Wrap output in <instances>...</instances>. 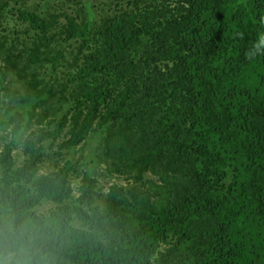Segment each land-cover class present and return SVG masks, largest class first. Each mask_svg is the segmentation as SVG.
Listing matches in <instances>:
<instances>
[{
    "label": "trees",
    "instance_id": "16d2710c",
    "mask_svg": "<svg viewBox=\"0 0 264 264\" xmlns=\"http://www.w3.org/2000/svg\"><path fill=\"white\" fill-rule=\"evenodd\" d=\"M84 1L0 0V264H264V0Z\"/></svg>",
    "mask_w": 264,
    "mask_h": 264
},
{
    "label": "rangeland",
    "instance_id": "374dc122",
    "mask_svg": "<svg viewBox=\"0 0 264 264\" xmlns=\"http://www.w3.org/2000/svg\"><path fill=\"white\" fill-rule=\"evenodd\" d=\"M30 1H40L41 3H45L47 0H30ZM50 6L54 8V10L57 11H66L68 13L78 14V11L76 8H79L80 4H86L84 0H78V2L69 3L67 0H49ZM94 5H96V8H99L101 5L100 1L102 0H92ZM90 16L95 17L94 11L89 10ZM98 14L100 12H97ZM22 27V26H21ZM64 48L66 51H70L71 48L68 45H65ZM67 65L63 64L59 66L58 71L65 70ZM68 68V67H67ZM49 76V72H48ZM61 77L63 78L62 74ZM65 78V79H64ZM63 79L66 80L67 76ZM63 81V80H61ZM3 92V91H1ZM5 99V98H4ZM69 105H64L61 110L58 113V118H60L65 112L68 111ZM6 109L7 105L3 101V96H1L0 100V122L2 120H5L6 118ZM37 110H40V106L37 108ZM24 113L26 114V109L24 110ZM13 124L11 122H5L2 124V127L0 128V137H3L4 134H8V140L12 137V131ZM37 130L35 127V124L32 125L27 130H24L21 132L22 139H25L30 133ZM3 140L0 141V145L3 144ZM99 146V141L96 136L92 137L90 140L87 141V143H82L78 148L77 152L75 154L74 162L77 164L79 173L82 174L85 171L90 172L95 178L98 179L100 184L104 187H107L112 182L120 181L121 179H118L117 177H112L110 175H106L105 173V164H101L97 162V156L99 150H96ZM1 149V146H0ZM57 151H59L58 146L55 144L53 147H50L48 150V153L50 155V159L46 162V167H51L50 161H59L60 157L57 155ZM15 152L19 155L21 153V149H16ZM59 163V162H58ZM81 179V176H79L77 179L73 178V187H77L79 181ZM106 190V188H105ZM74 194H78L77 191H74ZM49 203L45 202L43 206L37 207V210L41 212L46 211L49 208Z\"/></svg>",
    "mask_w": 264,
    "mask_h": 264
},
{
    "label": "clouds",
    "instance_id": "9594fccd",
    "mask_svg": "<svg viewBox=\"0 0 264 264\" xmlns=\"http://www.w3.org/2000/svg\"><path fill=\"white\" fill-rule=\"evenodd\" d=\"M261 24L264 25V19L261 20ZM261 55H264V28L257 32L251 47L245 52V58L253 60Z\"/></svg>",
    "mask_w": 264,
    "mask_h": 264
}]
</instances>
